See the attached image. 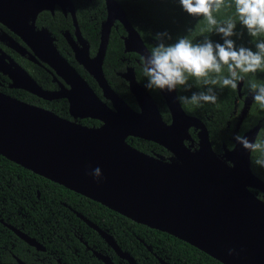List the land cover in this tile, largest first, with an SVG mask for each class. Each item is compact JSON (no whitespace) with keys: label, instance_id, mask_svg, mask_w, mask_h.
Here are the masks:
<instances>
[{"label":"water","instance_id":"obj_1","mask_svg":"<svg viewBox=\"0 0 264 264\" xmlns=\"http://www.w3.org/2000/svg\"><path fill=\"white\" fill-rule=\"evenodd\" d=\"M104 1L106 19L101 23L100 43L95 55L90 56L72 0H0V22L32 52L5 35L9 47L22 55L29 53L36 63L39 59L69 86L45 90L19 64L1 53L0 72L12 80L11 87L45 100L66 98L73 119L89 117L101 122L99 126L83 125L0 92V155L132 221L169 233L223 264H264V200L251 191L264 193V182L251 170V153L236 142L222 156L215 153L205 125L184 111L176 100L177 92H160L171 115L170 123H166L132 68L121 76L128 82L138 110L132 109L111 88L102 65L115 21L127 32L125 51L144 58L150 50L121 5L116 0ZM56 6L65 14L69 12L73 19L75 38L69 33L65 37L75 60L96 80L111 106L97 96L59 53L49 32L35 28L38 14L43 10L53 13ZM240 89L239 84L238 93ZM190 127L199 129L195 150L185 143L191 140ZM258 132L259 128L254 127L242 135L255 141ZM128 136L158 143L174 155L175 161L136 149L126 141ZM97 166L103 173L99 182L88 174ZM77 215L121 259L138 264L109 233ZM8 227L29 245L41 247L34 238ZM229 249L235 250L231 256ZM94 254L104 264H114L109 256L97 251ZM160 262L167 264L162 259Z\"/></svg>","mask_w":264,"mask_h":264},{"label":"trees","instance_id":"obj_2","mask_svg":"<svg viewBox=\"0 0 264 264\" xmlns=\"http://www.w3.org/2000/svg\"><path fill=\"white\" fill-rule=\"evenodd\" d=\"M72 1L79 30L90 45V54L94 55L100 43L101 23L106 19L105 1ZM116 1L121 5L128 21L140 34L150 52L157 43L154 39L155 34L163 31L169 32L173 38L170 42H174L177 37L183 35H190V38L193 39L195 37L193 33L199 32L198 26H201V30L209 32L208 36L213 40H219L218 35L210 32V26L206 20H196L184 12L178 0ZM225 2L232 4V0H225ZM214 15L217 20L228 17L235 18L234 5L226 6ZM36 25L45 27L49 31L62 56L75 67L96 94L101 97L102 91L96 80L82 65L77 63L63 36L65 31L71 34L74 32L71 15L69 13L65 15L56 7L53 14L50 11H42L38 15ZM189 30L192 32L190 33ZM236 31L243 33L239 39L233 37L236 39V43L251 47L252 45L249 43L251 38L247 35L246 30L238 24ZM126 34L124 26L119 21H115L110 31L102 67L111 88L132 109L138 110L137 102L129 89L128 82L121 74L128 67H132L136 80L143 86L145 81L142 69L143 58L136 52L125 51L124 37ZM19 60L43 89L56 87L51 74L43 67L24 58H19ZM0 76L5 78L4 75L0 74ZM246 77L248 81H258L261 79V71L248 74ZM202 87L203 85L194 84L191 91H198ZM215 87L218 89L216 104H205L199 108L181 105L187 113L198 117L204 123L213 150L221 153L222 144L228 148L233 145L229 137L236 123L232 109L233 100L237 96V88H220L219 85ZM0 91L21 101L47 108L63 118H70L68 102L65 98L48 101L25 90L9 89L8 87H0ZM147 91L155 101L162 119L166 123H170L171 115L160 91ZM242 91L248 92L247 86L243 87ZM188 94L190 92L185 93L182 89L177 91V96ZM251 112H253L254 118L244 121L237 134L252 126H258L259 132L256 140H264V123L261 136V108L254 101ZM78 122L88 126L100 124L98 120L91 118L79 119ZM191 136L195 140L197 139L196 133L193 131H191ZM126 141L142 152L156 155L166 161H175L174 155L158 143L132 136H128ZM255 155L251 153L250 156L251 170L264 181V169L252 164ZM251 190L261 198V193L258 190ZM77 214H81L109 233L117 245L123 251L128 252L138 264H162L160 259L167 264H223L204 251L169 233L132 221L105 205L33 173L0 155V264H17L10 252L12 251L17 257L23 258L24 247H29L7 225L16 227L34 237L47 249L56 252L50 262L41 261L37 264H104L93 254L92 250L110 255L116 263L120 261V264H128L127 261L121 260L100 234ZM12 244L14 247H11ZM31 250L33 249L31 248Z\"/></svg>","mask_w":264,"mask_h":264},{"label":"clouds","instance_id":"obj_3","mask_svg":"<svg viewBox=\"0 0 264 264\" xmlns=\"http://www.w3.org/2000/svg\"><path fill=\"white\" fill-rule=\"evenodd\" d=\"M180 7L196 20H206L210 32L219 36L213 40L203 36L193 41L190 35L177 37L174 42L167 31L158 32L157 41L151 52L143 58L144 88L149 91L173 93L183 90L188 95H178L177 102L196 108L218 101V89H236L248 74L264 71V0H178ZM235 18L217 20L214 13L226 6H233ZM246 30L251 38V47L237 44L243 33L237 32V25ZM190 33L192 30H189ZM194 84L203 85L198 91H191ZM248 91L253 101L264 109V84L248 81ZM234 140L244 150L256 154L252 160L255 167L264 169V140L252 141L247 136L236 134ZM95 181L103 178L102 169L95 167L88 173ZM234 249L228 250L231 256Z\"/></svg>","mask_w":264,"mask_h":264},{"label":"flooded vegetation","instance_id":"obj_4","mask_svg":"<svg viewBox=\"0 0 264 264\" xmlns=\"http://www.w3.org/2000/svg\"><path fill=\"white\" fill-rule=\"evenodd\" d=\"M56 7H58V6H56ZM55 7V8H56ZM55 8H54V10H55ZM62 12H63V10L60 8V7H58ZM43 11H48V10H43ZM42 12V11H41ZM40 12V13H41ZM51 12V11H50ZM39 13V14H40ZM52 13V12H51ZM54 13V12H53ZM52 13V14H53ZM64 13V12H63ZM67 13H69V12H66V14ZM38 14V15H39ZM65 14V13H64ZM65 14V15H66ZM70 14V13H69ZM37 18H38V16L36 17V20H37ZM36 20H35V28L37 29V30H39V29H41V28H45V27H38L37 25H36ZM73 20V19H72ZM77 20V19H76ZM74 25V24H73ZM78 25V24H77ZM46 29V28H45ZM198 29L200 30L199 32H194L193 33V36H195V37H193V41H199V40H202L203 39V36H205V35H208L209 34V32H204V31H202L201 30V26H198ZM47 30V29H46ZM48 31V30H47ZM49 32V31H48ZM65 33H69V32H67V31H65L64 33H63V36H64V38H65V40H66V42L68 43V41H67V39H66V37H65ZM50 34V33H49ZM73 38H75V26H74V32L71 34V33H69ZM5 35H7V36H11L12 38H14L16 41H18L22 46H24L28 51H30V52H32L31 51V49L17 36V35H15L13 32H11L5 25H3L1 22H0V54L1 53H4L7 57H9L11 60H13L14 62H16L17 64H19L24 70H26L25 69V67L21 64V62H20V60H19V58H21V59H26V60H29V61H31L32 63H34V64H37L38 66H40V67H43L45 70H47V72L48 73H50L51 74V76H52V80L56 83V87L54 88V89H45V90H59L61 87H64V88H68L69 86H68V84L65 82V80L62 78V77H60V76H58L56 73H55V71H53V69L52 68H50L48 65H46L45 63H43L42 61H40L39 59H38V62L36 63V62H34V61H32L30 58H29V53H25L24 55H22V54H20V53H18L15 49H13V48H11V47H9V41L6 39V38H3ZM51 35V34H50ZM82 35V34H81ZM192 35V34H191ZM52 36V35H51ZM184 36V35H183ZM53 37V36H52ZM83 37V36H82ZM84 38V37H83ZM53 39H54V37H53ZM85 39V38H84ZM195 39V40H194ZM86 40V39H85ZM87 41V40H86ZM88 42V41H87ZM54 44H55V39H54ZM89 44V43H88ZM56 45V44H55ZM68 45H69V43H68ZM56 47H57V45H56ZM69 47H70V45H69ZM71 48V47H70ZM57 49H58V47H57ZM72 50V49H71ZM58 51H59V49H58ZM72 52H73V50H72ZM89 52H90V45H89ZM59 53H60V51H59ZM96 53V52H95ZM61 54V53H60ZM62 55V54H61ZM95 55V54H94ZM94 55H91L90 54V56H94ZM73 56H74V52H73ZM37 58V57H36ZM65 58V57H64ZM66 59V58H65ZM74 59H75V57H74ZM5 60H7L8 61V59L6 58ZM78 63V62H77ZM70 65H72L71 63H70ZM81 65V64H80ZM73 66V65H72ZM74 67V66H73ZM83 67V66H82ZM75 68V67H74ZM128 68H132V67H128ZM133 69V68H132ZM127 70V69H126ZM27 71V70H26ZM77 71V70H76ZM134 71V70H133ZM28 72V71H27ZM78 72V71H77ZM29 73V72H28ZM0 74L1 75H4L5 76V78H2L1 76H0V87H8L9 89H19V88H14V87H11V83H12V80L9 78V76H7V75H5V74H3L2 72H0ZM35 80V79H34ZM85 80V79H84ZM251 82H255V83H257V84H264V71H261V79H259L258 81H251ZM88 84V83H87ZM247 84H248V80H247V77H246V79H245V81L244 82H242L241 84H240V86H241V89H240V93H238V90H237V96L234 98V106H233V109H232V114H233V118L235 119V121H236V123H235V128H234V130L232 131V133H231V136L229 137V139L233 142V145H232V147H230V148H228L225 144H222L221 145V153H218V152H216V151H214L215 153H217L219 156H222L223 154H224V151H225V149H228V150H230V149H232L233 148V146H234V143H235V140H234V136L237 134V132H238V129L240 128V126L242 125V123L244 122V121H248V120H251V118L253 117L254 118V115H253V112H251V110H252V108H253V99H252V94L248 91V92H244V91H242L243 90V87H245V86H247ZM89 85V84H88ZM97 85H98V83H97ZM40 86V85H39ZM90 86V85H89ZM98 87H99V85H98ZM100 88V87H99ZM23 90V89H22ZM93 90V89H92ZM94 91V90H93ZM0 92H2V91H0ZM28 92V91H27ZM95 92V91H94ZM4 93V92H3ZM96 93V92H95ZM6 94V93H5ZM8 95V94H7ZM101 99L107 104V105H109V106H111V102L108 100V99H105L104 97H103V94H102V92H101ZM9 96H11V95H9ZM98 96V95H97ZM11 97H13V96H11ZM13 98H15V97H13ZM63 98V97H62ZM16 99H18V98H16ZM43 99V98H42ZM57 99H59V98H57ZM66 99V98H65ZM45 100V99H44ZM52 100H55V99H52ZM67 100V102H68V99H66ZM48 101H50V100H48ZM28 103V102H27ZM138 105V104H137ZM38 106V105H37ZM41 107V106H40ZM183 108V107H182ZM47 109V108H46ZM138 109H139V107H138ZM184 109V108H183ZM185 111V110H184ZM186 112V111H185ZM263 112H264V109H261V136H262V125H263V123H264V114H263ZM68 113H69V102H68ZM187 113V112H186ZM188 115H190L189 113H187ZM69 116H70V118H68V119H70V120H75V121H77L78 122V120L79 119H85V118H72V116L69 114ZM191 116H193V115H191ZM86 118H89V117H86ZM198 118V117H197ZM92 119V118H91ZM199 119V118H198ZM200 120V119H199ZM100 122V121H99ZM202 122V121H201ZM80 123V122H79ZM203 123V122H202ZM100 124H101V122H100ZM99 124V125H100ZM204 124V123H203ZM84 125V124H83ZM99 125H97V126H99ZM88 126V125H87ZM93 126H95V125H93ZM254 127H258V126H252V127H250L249 129H247V130H245V131H243L242 133H240V135H242L244 132H246V131H248V130H251V129H253ZM207 129V128H206ZM191 131H193V132H195L196 133V136H197V139L195 140L192 136H191ZM198 132H199V129H197V128H195V127H190L189 128V134H190V136H191V140L190 141H186L185 140V143L189 146V148L191 149V150H195L196 148H198V142H199V136H198ZM257 138V137H256ZM253 172V171H252ZM256 175V174H255ZM257 176V175H256ZM258 177V176H257ZM262 180V179H261ZM263 181V180H262ZM264 182V181H263ZM252 191V190H251ZM261 199L262 200H264V193L263 192H261ZM11 226V225H10ZM7 227H8V225H7ZM13 227V226H12ZM14 228H16V227H14ZM17 229V228H16ZM12 230V229H11ZM17 230H19V229H17ZM13 231V230H12ZM20 232H22L21 230H19ZM14 232V231H13ZM15 233V232H14ZM22 233H24V232H22ZM16 234V233H15ZM24 234H26V233H24ZM26 235H28V234H26ZM16 236L17 237H19L17 234H16ZM29 236V235H28ZM31 237V236H30ZM20 238V237H19ZM32 238H34V237H32ZM21 239V238H20ZM35 239V238H34ZM22 240V239H21ZM36 240V239H35ZM24 241V240H23ZM38 243H39V245L41 246L39 249H37L35 246H32V245H29L28 243H26L25 241V243L29 246L28 248L27 247H24V256H23V252H22V256H23V258L22 257H17L16 255H15V253L14 252H10V254H11V256L13 257V259L16 261V263L17 264H20V262H19V260L20 261H22V262H24V263H26V264H37V262H41V261H48V262H50L51 260H52V258H54L55 257V255H56V252H54L53 250H51V249H47V247H45V245H43L42 243H40L38 240H36ZM85 245H87V244H85ZM11 247H14V245L12 244V246ZM43 247V248H42ZM31 248L33 249V250H31ZM87 248H89V249H91L90 247H88L87 246ZM92 250V249H91ZM93 251V254H94V251H97V250H92ZM97 252H100V251H97ZM115 252V251H114ZM45 253V254H44ZM100 253H102V252H100ZM42 254H43V257H42ZM102 254H105V253H102ZM95 255V254H94ZM105 255H107V256H109L110 258H111V260L113 261V259H112V257L110 256V255H108V254H105ZM117 255V254H116ZM118 256V255H117ZM119 257V256H118ZM120 258V257H119ZM29 259L31 260L30 262H29ZM121 259V258H120ZM57 261H59V259H56ZM100 260V259H99ZM121 260H125V259H121ZM126 261V260H125ZM103 262V261H102ZM113 263L114 264H120V261H119V263H116V262H114L113 261ZM128 263V262H127Z\"/></svg>","mask_w":264,"mask_h":264}]
</instances>
